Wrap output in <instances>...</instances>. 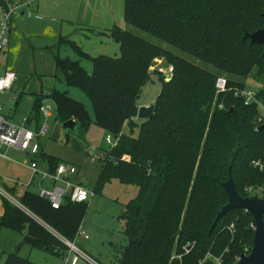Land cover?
<instances>
[{"label":"trees","instance_id":"16d2710c","mask_svg":"<svg viewBox=\"0 0 264 264\" xmlns=\"http://www.w3.org/2000/svg\"><path fill=\"white\" fill-rule=\"evenodd\" d=\"M263 10L264 0H125L126 23L166 47L116 26L109 36L118 43L119 56L93 57L90 74L76 61L57 59L65 83L85 93L94 123L115 139L99 157L96 188L112 179L137 187L136 195L125 205L127 244L116 264H198L208 251L221 255L222 264H234L245 245L252 246L253 219L242 208L230 210L211 233L208 230L227 201L221 182L228 177V167L241 196L256 194L251 188H264V171L250 165L253 159L264 161V121L256 122V104L244 105L233 95V86L243 87L234 77L253 75L264 82V47L242 39L245 31L264 27ZM154 58H163L172 67L170 79L166 81L162 71L153 72L161 82L154 113L137 124V99L151 77ZM222 72L229 77L230 90L215 96V80ZM49 97L60 122L74 119L78 130L91 123L85 106L65 92L53 89ZM257 98L264 106V90H258ZM40 101L36 97L34 102L39 115ZM214 101H223L224 109L210 111ZM37 160L49 169L60 162L43 153ZM2 200L0 226L25 231L24 242L58 257L66 252L67 247L50 231L7 199ZM19 201L62 237L70 241L77 237L86 202L66 200L53 208L29 191ZM231 223L233 232L227 229ZM187 241L195 242L193 248L181 261L170 260L173 253L182 252ZM4 264L34 263L9 254Z\"/></svg>","mask_w":264,"mask_h":264},{"label":"rangeland","instance_id":"374dc122","mask_svg":"<svg viewBox=\"0 0 264 264\" xmlns=\"http://www.w3.org/2000/svg\"><path fill=\"white\" fill-rule=\"evenodd\" d=\"M35 1L39 4L37 14L34 13L35 11H33L32 6V15L30 17H27V15L26 17H13L16 21L14 24H16L18 32L13 35L11 31V43L10 50L7 53L6 68L15 65L14 58L17 55L15 47H20L19 60L16 62L17 66L15 67L16 70L21 69L25 74L27 72L31 74V80H36V77L40 75L42 83L46 86L48 85L47 81L54 79L56 89L69 91L68 95L82 103L87 109L91 123L88 124L86 129L78 130L77 127L74 131H65L61 122L56 119L55 103L50 98H47L44 105L48 106L51 111V115L48 118L51 129H49L47 137L42 138L41 141L43 142V148L47 156H52L57 162L74 164L78 169V181L82 182L86 188L96 190L95 196L85 203L80 225L81 231L85 232L89 237L88 239L80 236L75 237L73 240L74 244L88 255H91L99 264H116L120 258L121 249L127 244L123 217L125 205L136 195L137 187L132 184L122 183L117 179H112L96 188L101 162L98 157L94 160H92V157L108 150L114 143V138L104 127L94 123L92 106L85 93L75 86L71 87L65 84L61 68L57 64V59L76 61L90 74L93 70V57L100 54L112 57L119 56V45L110 36L99 37L96 36L93 30L87 29H82V31L73 30L74 26L72 22L78 18L90 21L94 27L108 25L111 20H114L117 27L122 30L130 31L159 46H166L154 37L126 23L124 18L125 0ZM80 5H83V8H78ZM67 22L71 26L67 25ZM87 35L90 39L85 38ZM167 47L173 53L184 57L188 61L210 69V66L194 59L190 55L172 47ZM3 63H5V59L1 57L0 64L2 65ZM171 69L172 67L163 58L153 59L149 67L151 77L142 87L137 99L138 106L143 104L154 105V101L160 91L161 82L159 75L153 72L155 70L162 71V74L165 76L164 79L167 81L170 79L171 74L168 70ZM218 76H224L228 81L229 77L226 73L222 72ZM233 79L255 91L256 89L264 90V82L257 80L253 75H248L243 79H237L236 77ZM237 87L233 86V88ZM0 100L2 101L4 111L10 112L15 101L12 95L3 96ZM22 107L25 108V111L33 109L32 103L26 101L25 97L19 103V109ZM213 108H217L214 103L211 104L210 111ZM221 109H224V107ZM135 120L139 124L143 118L136 117ZM124 129L125 132L128 131L127 127ZM137 130L138 128L136 127L134 135L137 133ZM108 135L112 138L111 143L106 141V136ZM24 156L28 160L31 158V156ZM5 174L11 175L6 172ZM28 176L29 170L22 178L26 180ZM36 180L35 177L28 190L37 195L38 185ZM1 185L3 186V184ZM7 185L9 186V184ZM7 185H4L5 189L7 188L6 190L9 191L13 198L19 200L17 194L19 187L13 189L9 186L10 189H8ZM42 185L47 188L51 187L47 179L42 182ZM246 188L248 187L243 188V191ZM251 193H256L258 197H264V188H251ZM2 198L0 196L1 207H3ZM247 219H250V217ZM24 235L25 231L23 230L17 232L8 226H0V264L5 263L9 254L25 258L34 264H50L57 260V257L52 253L24 242ZM250 250L251 245L247 244L242 252L248 254ZM84 262V260H79L78 264H86Z\"/></svg>","mask_w":264,"mask_h":264},{"label":"built area","instance_id":"2783aa9c","mask_svg":"<svg viewBox=\"0 0 264 264\" xmlns=\"http://www.w3.org/2000/svg\"><path fill=\"white\" fill-rule=\"evenodd\" d=\"M4 5L0 6V53L8 46L10 41V31L13 22V17L20 14H24L27 17L32 15L31 7L34 5L35 0H1ZM15 78V73L12 70H5L0 72V93L11 89ZM215 96L224 95L230 90L227 87V80L224 76H218L215 80ZM259 89L236 88L233 90V95L242 100L244 105L256 104L259 108V115L257 117L258 122L264 121V106L262 102L257 98V92ZM219 109L224 107L223 102H213ZM2 107L0 106V157L9 158L8 150H15L21 152L31 158L26 162V166L29 170V176L26 180H22L16 177H9L3 175L0 172V196L11 201L16 207L28 213L31 217L36 219L43 227L56 236L66 247V253L62 255V260L59 263L52 264H77L79 259L85 261L86 264H99L98 261L93 259L90 255L78 248L73 241H70L62 237L53 228L43 222L41 219L33 215L26 207H24L19 200H16L11 196L4 185L9 184L10 188H18L28 190V187L32 184L33 179L36 177V183L38 185L37 196L48 201L51 207L59 208L66 200L73 203H85L91 200L95 196L94 190L86 188V186L76 180L77 167L71 163L58 162L53 168H41L37 155L40 151L39 139L45 136L50 129V122L48 120L51 115L49 107L40 105V121L37 128H31L28 124V118H23L20 124L9 121L2 114ZM108 143L112 142L110 135L106 136ZM115 144L114 143L112 146ZM111 146V147H112ZM101 155L92 157V160L99 158ZM250 165L259 170L264 171V161L259 159H253ZM48 180L51 187H45L42 185L44 180ZM3 184V186L1 185ZM9 186L7 185L8 189ZM19 196V195H18ZM254 228V224H251ZM227 229L229 232L234 231V224L231 223ZM88 238V235L81 231V227L78 229L77 237ZM195 242L187 241L181 246V253H173L170 256V260L177 259L181 261L183 254H187L194 246ZM238 259V257H237ZM236 259V261H237ZM211 261V264H222L221 255L216 256L211 252H207L205 256L199 260L198 264H206ZM208 264V263H207Z\"/></svg>","mask_w":264,"mask_h":264},{"label":"crops","instance_id":"0c3cea01","mask_svg":"<svg viewBox=\"0 0 264 264\" xmlns=\"http://www.w3.org/2000/svg\"><path fill=\"white\" fill-rule=\"evenodd\" d=\"M78 4H79V2H78ZM32 8H33V11H35L34 13L37 14V10L39 8V4L37 3V1H35ZM78 8H83V5L78 6ZM18 17H26V16L24 14H20V15L16 16V18H18ZM14 22H16L15 19H13L12 26H11V31L13 32V35H15L18 32L17 28H16V24H14ZM89 23H90V21H86L85 19L78 18L74 22H72V24L74 26L73 30H75V31H80V30L82 31V29L93 30L94 33L96 34V36H99V37L108 36L109 37V32H110L111 28L117 26L114 20H111L110 23H108V25H104L101 27H94L91 23L90 24ZM67 25H70V24H68V22H67ZM11 31H10V34L12 33ZM85 38L90 39L88 35ZM10 43H11V35H10V41H9L8 46L0 53V59H1V57L2 58L4 57V59H5V63H3L2 65L0 64V72L8 70V69L12 70L15 73V78H14V82H13L11 89L8 91H5L3 93H0V98H2L3 96H9V95L11 96L12 95V97L15 99V101H14L12 108L10 109V112H7V111H4V109L2 107V103H1L2 101L0 100V106L2 107L1 112L7 120L12 121L14 123H18V124H20L22 122L23 118L27 117L28 118V124L31 126V128L35 129L39 126V121H40V115L34 109L35 98L41 97V101L39 103H41V105H44L45 100L47 98H50L49 97L50 92L53 89H56V83H54V79L51 81H47V83H48V85H47L48 87H47L45 84L42 83L40 75H38V77H36V80L35 79L31 80L32 79L31 74H29L28 72H27V74H25L23 71H21V69L16 70L15 67L17 66L16 62H18V60H19V48H20L17 46L15 47L16 53H17V55L14 58L15 65L14 66L11 65L10 68H6V65H7L6 61L8 60L7 53L10 50L9 49ZM62 77H63V75H62ZM56 90H58V89H56ZM58 91H60V90H58ZM62 92H65L66 95H68L69 91L63 90ZM68 96L70 97V95H68ZM23 97H25L26 101H29L32 103L33 109H31V110L29 109L26 111H25V108H23V107L21 108L22 110L19 109V103L23 99ZM143 105H150V104H143ZM4 112H5V114H4ZM36 115L39 118L38 122L34 121L37 119ZM61 125H62V122H61ZM50 129H51V126H50ZM47 134L39 139V143H40L39 153L40 154H42V153L45 154V151L43 148V142L41 141V139L46 138ZM24 155L25 154L18 152V151H15V150H8L9 158H1L0 157V172L6 176H8V175L5 174V172L8 174H11L9 177H16V178H20L22 180H25L22 178V176L25 175V173H27L28 170H27V166H26L27 158ZM99 155H101V153ZM37 157H38V155H37ZM39 165L41 168H46L45 163L39 162ZM77 173H78V171H77ZM76 180H78L77 175H76ZM25 191L26 190H24V189H19L17 194L19 196H21ZM2 213H3V207H1V205H0V215H2ZM34 220L37 221L36 219H34ZM86 239H88V238H86ZM83 240H85V239H83ZM56 257H57V260L51 262L50 264L59 263L62 260V258H61L62 256L61 257L56 256ZM79 260H82V259H79ZM78 261H77V264H78Z\"/></svg>","mask_w":264,"mask_h":264},{"label":"water","instance_id":"95a60500","mask_svg":"<svg viewBox=\"0 0 264 264\" xmlns=\"http://www.w3.org/2000/svg\"><path fill=\"white\" fill-rule=\"evenodd\" d=\"M264 16V10L261 13ZM242 39H249L250 44H260L264 47V27L258 28L253 32L245 31ZM264 60V51L262 53ZM154 105H141L137 109V118L148 119L153 116ZM229 108L228 112H231ZM65 131H74L78 127V122L74 119H67L62 122ZM261 127V126H260ZM227 179L221 182V186L226 193L227 201L216 212L215 218L208 230L211 233L216 226L217 221L227 212L233 209L242 208L251 214L253 219V237L250 252H242L234 264H264V197H258L256 194L252 196H241L231 175V167L227 170Z\"/></svg>","mask_w":264,"mask_h":264}]
</instances>
